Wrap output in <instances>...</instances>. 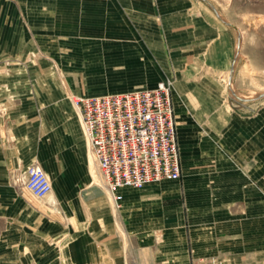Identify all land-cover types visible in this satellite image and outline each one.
<instances>
[{
	"label": "crops",
	"instance_id": "1",
	"mask_svg": "<svg viewBox=\"0 0 264 264\" xmlns=\"http://www.w3.org/2000/svg\"><path fill=\"white\" fill-rule=\"evenodd\" d=\"M133 1L144 15L150 78L174 88L184 188L168 190L166 181L123 190L116 219L107 196L90 184L83 132L49 65L6 60L13 48L0 47V264H131L126 251L135 264H158L163 257L147 250L146 239L179 223L182 191L219 200L218 210L189 206L195 229L210 228L214 218L219 228L250 229V244L264 243V94L235 103L226 93L224 79L232 85L238 70L236 27L200 0H146V9ZM68 132L74 165L55 194L69 232L55 206L21 186L35 158L66 157Z\"/></svg>",
	"mask_w": 264,
	"mask_h": 264
},
{
	"label": "rangeland",
	"instance_id": "2",
	"mask_svg": "<svg viewBox=\"0 0 264 264\" xmlns=\"http://www.w3.org/2000/svg\"><path fill=\"white\" fill-rule=\"evenodd\" d=\"M200 1L220 20H226L238 31L235 47L238 70L232 85L230 76L224 79L227 95L235 103L240 98H260L264 94V0ZM140 4L145 9L150 6L146 0ZM138 7V2L133 0H0V47L13 48V52H5L8 57L6 60L49 65L50 74L65 92L83 132L74 100L150 89L158 83L153 82L150 78L152 74L146 68L145 22H139L144 15ZM69 133L66 157L58 160L43 153L33 161L47 173L53 185V193L42 200L30 193L36 200L49 201L58 209L68 232L70 218L56 198L55 191L58 182L74 165V148L69 143L72 139ZM83 137L90 184L104 192L117 219L121 210L119 194L131 189H119L116 192V203L113 195H109L103 187L84 132ZM18 176L14 174L11 177L14 187L19 183ZM26 180L27 174L21 186L28 190ZM156 185L162 184L153 186ZM164 185L168 190L184 188L182 181ZM218 201L215 197H187V192H181L179 204L183 214L179 223L172 226L163 224L154 229L152 237L146 239L147 250L163 257L158 264H189L212 260L223 264H264V243L250 244V229L219 228L214 218L207 220L211 222L210 228L195 229V221L188 214L189 206L192 208L194 205L200 209L213 206L218 210ZM244 217L247 215L244 214ZM131 241L135 242L134 239ZM175 253H178L177 257ZM125 257L130 259L131 264H135L134 252L126 251Z\"/></svg>",
	"mask_w": 264,
	"mask_h": 264
},
{
	"label": "built area",
	"instance_id": "3",
	"mask_svg": "<svg viewBox=\"0 0 264 264\" xmlns=\"http://www.w3.org/2000/svg\"><path fill=\"white\" fill-rule=\"evenodd\" d=\"M74 104L103 187L116 203L119 189L141 190L150 184L180 181L181 156L170 82H159L150 89L80 97ZM26 187L41 200L53 193L50 178L35 163L27 171Z\"/></svg>",
	"mask_w": 264,
	"mask_h": 264
}]
</instances>
